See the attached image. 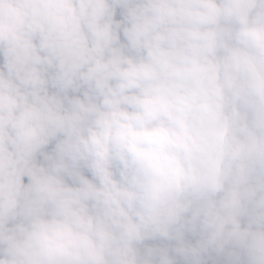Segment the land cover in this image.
<instances>
[{"label": "clouds", "instance_id": "9594fccd", "mask_svg": "<svg viewBox=\"0 0 264 264\" xmlns=\"http://www.w3.org/2000/svg\"><path fill=\"white\" fill-rule=\"evenodd\" d=\"M0 56V264H264V0H0Z\"/></svg>", "mask_w": 264, "mask_h": 264}, {"label": "rangeland", "instance_id": "374dc122", "mask_svg": "<svg viewBox=\"0 0 264 264\" xmlns=\"http://www.w3.org/2000/svg\"><path fill=\"white\" fill-rule=\"evenodd\" d=\"M121 17H120V13H119V10H118V12H117V19H120ZM2 56H0V63H2ZM47 150H51V145L49 146V148L47 149ZM38 159H42L41 157H38ZM187 239H190V240H193V242H194V240L196 239V237H191V238H187Z\"/></svg>", "mask_w": 264, "mask_h": 264}, {"label": "trees", "instance_id": "16d2710c", "mask_svg": "<svg viewBox=\"0 0 264 264\" xmlns=\"http://www.w3.org/2000/svg\"><path fill=\"white\" fill-rule=\"evenodd\" d=\"M87 174V173H86ZM192 236L191 235H188L186 238H191Z\"/></svg>", "mask_w": 264, "mask_h": 264}]
</instances>
